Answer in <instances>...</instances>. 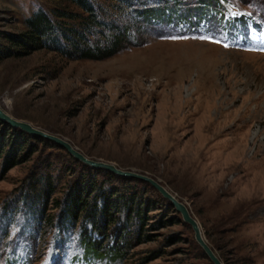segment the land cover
<instances>
[{
  "label": "rangeland",
  "instance_id": "1",
  "mask_svg": "<svg viewBox=\"0 0 264 264\" xmlns=\"http://www.w3.org/2000/svg\"><path fill=\"white\" fill-rule=\"evenodd\" d=\"M157 3L161 15L142 22V32L131 28L130 45L112 56L71 59L39 48L1 58L0 105L89 158L160 181L225 264H264V0ZM64 5L0 0V33H19L40 9ZM17 160L6 169L0 156V264H212L192 227L149 185L93 171L43 142H29ZM81 178L96 181L99 206L114 189L140 193L112 210L105 235L91 217L62 221ZM38 179H51L54 191L35 203ZM84 229L123 255H89Z\"/></svg>",
  "mask_w": 264,
  "mask_h": 264
},
{
  "label": "trees",
  "instance_id": "2",
  "mask_svg": "<svg viewBox=\"0 0 264 264\" xmlns=\"http://www.w3.org/2000/svg\"><path fill=\"white\" fill-rule=\"evenodd\" d=\"M110 1L111 4L108 7H104L95 0H65L66 5L64 7H55L52 13L40 9L25 19V27L21 32L0 33L2 40L7 42L5 47L0 45V59L8 56H22L39 48L55 50L71 59H103L112 56L123 47L130 45L129 31L131 28L135 27L138 32H142L144 28L141 25L142 22L146 21L147 23V20H152L155 16L161 15L162 8L154 5V3H159L163 0ZM105 30L108 32H105ZM0 127L4 129L3 131L0 129L2 131L0 133V156L3 153L6 154V169L18 163V154L29 142H43L65 150L72 158L92 168L93 171L104 172L110 177H117L122 180L147 184L161 195L163 199L171 203L169 199L165 198L157 188L147 181L120 176L107 169L92 167L75 158L66 148L56 142L13 127L1 119ZM10 131L16 134L15 138L10 137ZM44 179H38L34 186L35 190H37L35 198H33L34 200L36 199L35 203L39 200L41 201L43 195L45 197L54 191V189L47 191L46 187L51 182V179L48 182L45 181V186L42 185ZM95 183L96 181L91 179L81 178L72 185L71 192H68L62 206V221L71 225L81 217H91L93 227L97 233L105 235V224L107 221L110 223L109 218L112 216V210L118 211L121 204L128 205V202L133 204L140 193H132L129 198L125 197V191L114 189L112 194L104 195L105 202L102 206H99L100 195L98 193L93 195L96 192ZM171 205L173 206L172 203ZM133 207L131 205L129 209ZM177 212L179 211L177 210ZM85 231L86 229H84L82 242L89 255L94 254L95 257H104L109 253L112 254L113 258H117L119 254L123 255L122 247L119 244L116 247L104 248L100 241L88 236L86 234L87 231ZM131 238H127L125 246L130 244ZM198 246L201 254L214 264L199 243ZM212 248L214 249L213 246ZM219 257L221 258V256Z\"/></svg>",
  "mask_w": 264,
  "mask_h": 264
},
{
  "label": "water",
  "instance_id": "3",
  "mask_svg": "<svg viewBox=\"0 0 264 264\" xmlns=\"http://www.w3.org/2000/svg\"><path fill=\"white\" fill-rule=\"evenodd\" d=\"M0 119L3 121H6L8 124H10L13 127L20 128L28 133L41 136V137H44L46 139H50L56 142L57 144L66 148L68 152L71 153L75 158L83 161L84 163L92 167L107 169L120 176L137 178V179H141V180L149 182L155 188H157L165 198L171 201L173 206L182 214L184 221L192 226L195 232V238L197 242L203 247V249L208 254V256L211 258V260L214 262V264H225L223 260L219 257V255L216 253V251L212 248L210 243L208 242L202 230V226L200 222L196 219V217H194L188 205L184 203L183 201H181L174 193H172L165 185H163L160 181H158L154 177L148 174H145V173L122 169L112 162L89 158L87 155H85L82 151L76 148L67 139L59 135L50 133L39 127H36L28 121L15 118L10 113H8L6 110H4L1 107V105H0Z\"/></svg>",
  "mask_w": 264,
  "mask_h": 264
},
{
  "label": "snow or ice",
  "instance_id": "4",
  "mask_svg": "<svg viewBox=\"0 0 264 264\" xmlns=\"http://www.w3.org/2000/svg\"><path fill=\"white\" fill-rule=\"evenodd\" d=\"M227 47V45H225Z\"/></svg>",
  "mask_w": 264,
  "mask_h": 264
}]
</instances>
